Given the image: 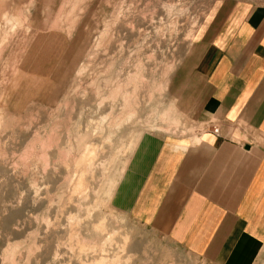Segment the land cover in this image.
Here are the masks:
<instances>
[{
  "label": "rangeland",
  "instance_id": "obj_1",
  "mask_svg": "<svg viewBox=\"0 0 264 264\" xmlns=\"http://www.w3.org/2000/svg\"><path fill=\"white\" fill-rule=\"evenodd\" d=\"M252 14L264 0H0V264H209L129 205L146 148L193 130L173 103L193 44Z\"/></svg>",
  "mask_w": 264,
  "mask_h": 264
},
{
  "label": "crops",
  "instance_id": "obj_2",
  "mask_svg": "<svg viewBox=\"0 0 264 264\" xmlns=\"http://www.w3.org/2000/svg\"><path fill=\"white\" fill-rule=\"evenodd\" d=\"M179 77L174 111L193 130L146 148L130 216L209 264H251L264 238V14L196 41Z\"/></svg>",
  "mask_w": 264,
  "mask_h": 264
},
{
  "label": "bare ground",
  "instance_id": "obj_3",
  "mask_svg": "<svg viewBox=\"0 0 264 264\" xmlns=\"http://www.w3.org/2000/svg\"><path fill=\"white\" fill-rule=\"evenodd\" d=\"M140 50H141V49H140ZM150 59H151V58H150ZM140 64H141V63H140ZM140 64H139V61H137V62L135 63L134 68H137V67L139 68V67H141V66H138V65H140ZM121 68H122V66H119V67H118V69H121ZM138 70H139V72H142L141 69H138ZM139 72H138V75H139ZM82 73H83V72H82ZM135 77H136V76H133V75L130 76V75H129L127 79L130 80V82L132 83V82L134 81V78H135ZM136 78H137V77H136ZM132 79H133V81H132ZM135 81H136V80H135ZM135 83H136V82H135ZM126 86H127V85H126ZM133 86H134V84H133ZM133 92H134V89H133ZM110 100H111V99H110ZM122 102H123V101H122ZM111 104H112V103H111ZM112 106H113V105H112ZM127 107H128V106H127ZM122 108H123V107H122ZM126 115H127V114H126ZM107 117H108V116H107ZM129 118H130V117H129ZM104 119H105V118H104ZM101 120H102V119H101ZM124 120H125V119H124ZM126 120H127V118H126ZM102 122H103V121H102Z\"/></svg>",
  "mask_w": 264,
  "mask_h": 264
}]
</instances>
